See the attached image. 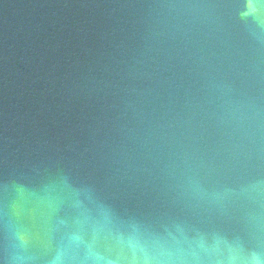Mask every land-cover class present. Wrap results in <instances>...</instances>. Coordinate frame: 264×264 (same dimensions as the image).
Here are the masks:
<instances>
[{
	"label": "water",
	"instance_id": "1",
	"mask_svg": "<svg viewBox=\"0 0 264 264\" xmlns=\"http://www.w3.org/2000/svg\"><path fill=\"white\" fill-rule=\"evenodd\" d=\"M0 264H264V0H0Z\"/></svg>",
	"mask_w": 264,
	"mask_h": 264
}]
</instances>
